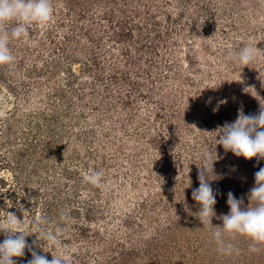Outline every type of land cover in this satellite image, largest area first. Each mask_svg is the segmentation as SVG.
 <instances>
[{"label":"rangeland","instance_id":"1","mask_svg":"<svg viewBox=\"0 0 264 264\" xmlns=\"http://www.w3.org/2000/svg\"><path fill=\"white\" fill-rule=\"evenodd\" d=\"M126 1L52 0L49 23L27 25L22 46L10 39L0 219H24L33 250L67 264H264V244L250 252L239 234L225 237L238 251L220 253L192 199L207 150L213 226L230 212L229 191L251 203L264 159L225 151L217 131L264 105V0ZM246 44L257 47L252 63L228 59ZM91 171H103L101 186L83 181ZM37 218L60 248L39 240ZM31 258L26 248L13 259Z\"/></svg>","mask_w":264,"mask_h":264},{"label":"clouds","instance_id":"2","mask_svg":"<svg viewBox=\"0 0 264 264\" xmlns=\"http://www.w3.org/2000/svg\"><path fill=\"white\" fill-rule=\"evenodd\" d=\"M52 0H0V65H11L15 57L9 48L10 39L26 38L28 35L27 25L32 23L47 24L53 17ZM10 21H16V26L9 31L3 25ZM257 47L246 44L236 53H229L228 59L234 60L242 66H248L256 58ZM219 140L225 151H231L237 157L245 159H264V105L256 114L245 115L242 110L234 122H225L222 127L218 126ZM203 167L198 173L199 187L193 189L192 199L199 204L196 213L203 228L211 230V237L217 245V250L224 255H231L235 249L233 244L226 241L225 237L235 238L237 234L250 238L253 243L249 251L259 252L258 244H264V167L254 174L255 185L248 194L251 202L244 207V199H237L229 191L227 204L230 208L228 214L217 217L223 221L221 226H213L212 218L215 216L214 205L217 203L216 195L209 183L210 174L214 169L211 153L204 150L200 154ZM258 159V163H259ZM83 181L93 186H101L103 171H91L83 173ZM175 191V189H174ZM60 219L68 222L70 215L61 213ZM46 223L43 218L33 221V229L42 237L49 247L60 248L62 241L58 235L42 225ZM25 220L21 221L14 213L8 212L4 219H0V233L5 239L0 242V264H16L14 257H23L25 249L31 252L32 258L27 264H67L60 256H54L49 260L33 250L28 244V234L24 228Z\"/></svg>","mask_w":264,"mask_h":264},{"label":"trees","instance_id":"3","mask_svg":"<svg viewBox=\"0 0 264 264\" xmlns=\"http://www.w3.org/2000/svg\"><path fill=\"white\" fill-rule=\"evenodd\" d=\"M123 1H124V2H127L126 0H123ZM126 4H127V3H126ZM126 4H125V5H126ZM123 36H124V35H123ZM14 40H16V41H14L15 44H17V45L19 44L20 46H22L23 41L21 40V38H20V39H14ZM20 40H21V41H20ZM18 55H19V57H20L21 59H23V58L25 57V56L22 55V53H20V52H19ZM13 68H14V70H12V73L16 74V73L18 72V69H17L18 66L16 67V64H15V66H14ZM0 73H1V72H0ZM1 76H2V74H1Z\"/></svg>","mask_w":264,"mask_h":264}]
</instances>
